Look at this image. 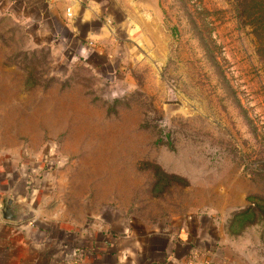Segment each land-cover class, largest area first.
<instances>
[{"label":"rangeland","instance_id":"rangeland-1","mask_svg":"<svg viewBox=\"0 0 264 264\" xmlns=\"http://www.w3.org/2000/svg\"><path fill=\"white\" fill-rule=\"evenodd\" d=\"M259 1L158 0L93 64L0 11V191L28 173L49 215L118 235L209 214L230 258L263 262Z\"/></svg>","mask_w":264,"mask_h":264},{"label":"crops","instance_id":"crops-1","mask_svg":"<svg viewBox=\"0 0 264 264\" xmlns=\"http://www.w3.org/2000/svg\"><path fill=\"white\" fill-rule=\"evenodd\" d=\"M157 1L0 0V11L27 25L39 45L63 47L93 64L99 57H115L124 42L147 32ZM34 185L42 189L40 180L24 173L0 191V264H264L230 258L209 214H191L178 228L118 235L54 218L41 200L35 205ZM5 197L18 206L15 222L3 217Z\"/></svg>","mask_w":264,"mask_h":264},{"label":"water","instance_id":"water-1","mask_svg":"<svg viewBox=\"0 0 264 264\" xmlns=\"http://www.w3.org/2000/svg\"><path fill=\"white\" fill-rule=\"evenodd\" d=\"M5 203L3 204L2 213L3 217L10 222H15L18 216V206L13 204V201L9 197L4 198Z\"/></svg>","mask_w":264,"mask_h":264},{"label":"trees","instance_id":"trees-1","mask_svg":"<svg viewBox=\"0 0 264 264\" xmlns=\"http://www.w3.org/2000/svg\"><path fill=\"white\" fill-rule=\"evenodd\" d=\"M258 3H259V6H258L259 7V12H261L264 15V7H263L264 6V2H263V0H260ZM244 4H246V2H244ZM259 16L261 17V14H259Z\"/></svg>","mask_w":264,"mask_h":264},{"label":"built area","instance_id":"built-area-1","mask_svg":"<svg viewBox=\"0 0 264 264\" xmlns=\"http://www.w3.org/2000/svg\"><path fill=\"white\" fill-rule=\"evenodd\" d=\"M192 264H224L219 261H207V262H197V263H192Z\"/></svg>","mask_w":264,"mask_h":264}]
</instances>
